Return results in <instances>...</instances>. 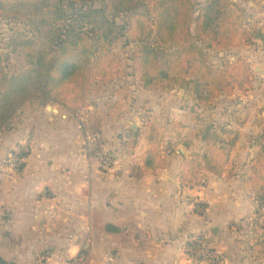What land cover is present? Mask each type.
<instances>
[{"label": "crops", "instance_id": "crops-1", "mask_svg": "<svg viewBox=\"0 0 264 264\" xmlns=\"http://www.w3.org/2000/svg\"><path fill=\"white\" fill-rule=\"evenodd\" d=\"M256 11L264 31V2ZM248 54L264 71V53ZM51 106L32 121L20 109L14 126L0 130V259L6 264H207L194 262L185 244L210 230L223 264H264V243L250 250L243 234L251 229L264 235L251 222L256 215L243 179L224 180L225 171L187 176L188 159L180 156L148 173L143 161L132 162L144 158L149 140L141 137L133 154L125 155L114 142L115 118H101L116 160L103 174L86 157L88 134L78 119ZM31 133L24 167L7 164ZM197 203L208 206L207 217L195 212Z\"/></svg>", "mask_w": 264, "mask_h": 264}, {"label": "rangeland", "instance_id": "rangeland-1", "mask_svg": "<svg viewBox=\"0 0 264 264\" xmlns=\"http://www.w3.org/2000/svg\"><path fill=\"white\" fill-rule=\"evenodd\" d=\"M231 2L235 3V15L244 17V21L238 20L240 27L244 24L243 30L251 28L259 32V35L249 43L245 32L238 27V35L223 34L219 36V41L212 42L211 48L204 47L211 56L213 65L225 70L226 77L221 79L225 84L224 87H217L212 93L203 90L199 97L195 93L194 82L189 83V81L177 77L175 80L172 79L159 85L157 89L146 88L143 85L141 73V56L144 43L149 42L154 47L161 48L163 52H172L175 50V46L159 44L157 18H155L154 13L143 18L139 16L143 11L116 14L111 10L109 1L102 0L98 1L95 7L105 9L106 15L122 28V36L113 42V46H109V52H97L91 56L83 69L82 76L63 90L67 97L82 96L87 102V107L74 114L65 107L52 103L47 98L42 84L47 82L51 85L52 79H58L61 76L60 53L58 51L52 52L48 59L52 68L50 75H45L44 81L33 82L27 95L16 99L20 100L18 103L13 101L12 112L4 119L2 131L9 130L22 115H28V121H32L30 118L34 115L37 117L40 113L45 115L46 106L52 105L57 106V109L62 111V115L71 113L72 118L78 119L81 130L88 134V138L99 135L105 143H109L111 139L102 135L101 118H115L116 121L112 127L113 136H115L114 142L120 146L125 155H132L140 138L145 136L149 140L148 151L157 153L156 162L163 168L168 167L170 160L177 156L184 160L188 159L186 174L190 177L200 175L203 172L200 170L206 169L202 164L198 171V164L192 162L195 154H203L209 149L202 141L205 136L203 132L209 131L212 137L221 135V127L239 131L242 136L241 141L232 151L228 160H226V154L221 145L217 143L212 145L210 151L217 159L218 169L224 168L223 170L227 173H225L224 180L235 177L236 180L242 181L243 179L244 184H247V193L250 194L252 200L248 208L255 213L259 209L257 205L258 193L264 187V161H257L256 155L260 152V148L251 145L249 136L262 135L264 142V71L261 70L263 68L262 63L252 58L253 56L248 53L252 50L255 53H264V39L257 38L264 36V31L259 26L256 14V10L262 7L264 0H231ZM192 3L195 10H199L207 2L205 0H192ZM199 13V11L194 12L188 29V34L193 40L198 38L199 20L197 19ZM24 19L21 16L9 14V12L0 13V48L4 47L7 39L12 38L16 33L32 32ZM215 23L221 25L216 30L219 33H222L227 26L222 18L217 19ZM32 36H37V33H32L30 37ZM89 44L93 45L94 42ZM239 56L250 64L251 73L249 72V74L251 77L247 78L246 70L241 68L236 71L238 73L236 83L230 78V68L226 64L236 61ZM12 60L11 65H13L12 67L10 65V68H19L20 70L27 68L26 59L22 54H14ZM230 83L231 85H228ZM20 109L23 110L22 115H19ZM9 119L12 121L7 122ZM21 120L25 122L24 119ZM132 130L140 131V138L136 144H133ZM30 136L32 137L26 145L18 148L19 153L30 154V144H32L31 140L34 135L31 133ZM186 143L191 145L190 149L186 147ZM84 145L89 162L98 165L103 174L112 172L113 165L116 164V160L111 154L113 147L108 146V151H106L107 165L106 168H103L102 160L89 152L86 143ZM171 149L174 150L173 153H170ZM146 155L141 160H134L132 164H139L142 161L144 163ZM14 158L8 157L6 163L9 165L20 164L16 163ZM24 165L25 163L22 162L21 167ZM134 168L135 166L132 167L133 175L138 173ZM155 171L157 170L148 173ZM200 191L204 192V189L200 188ZM215 194L218 203H220V195L223 194L220 187ZM194 207L195 212L207 217L205 215L208 213L206 204L197 203ZM262 219L261 222V219L256 216L254 221L251 220L255 229L259 228L260 232L264 231L262 228L264 218ZM213 232L207 231L208 235H206L214 242L212 247H216ZM243 234L250 250H254L259 244H263V241L260 240L261 237L256 236L251 229H246ZM188 241H192V239H188L186 243Z\"/></svg>", "mask_w": 264, "mask_h": 264}, {"label": "trees", "instance_id": "trees-1", "mask_svg": "<svg viewBox=\"0 0 264 264\" xmlns=\"http://www.w3.org/2000/svg\"><path fill=\"white\" fill-rule=\"evenodd\" d=\"M98 1L102 0H0V13L9 12V14L21 16L25 18L26 25L32 29L31 33L18 32L12 38L9 37L5 46L0 48L2 49L0 50V130L4 127V119L12 112L13 101L25 97L33 82L44 81L45 75H50L52 68L48 59L52 52L60 53L61 76L58 79H52L51 85L47 82L42 84L47 98L74 114L87 107V102L82 96L67 97L63 90L82 76L83 69L91 56L97 52H109V46L122 36V28L106 15L105 9L95 7ZM108 1L111 10L116 14L143 11L139 14L140 18H143L154 13L157 18L159 44L175 46L174 51L163 52L161 48H156L149 42L144 43L141 73L142 82L146 88L157 89L159 85L180 77L189 83L194 82L195 93L200 97L203 90L212 93L215 88L225 86L221 79L226 77V72L213 65L206 48H211L212 42L219 41V36L223 34L238 35L237 29L240 27L238 20L244 21V17L235 15V3L231 0H205L207 3L199 10H195L192 0ZM195 11L200 12L197 19L199 20L197 40H193L188 34ZM219 18L227 24L222 33L216 31L221 27L220 24L215 23ZM243 25L240 27L242 30ZM243 31L249 43L259 35V32L251 28ZM32 33H37V36L30 37ZM90 42L94 44L90 45ZM16 53L22 54L26 59L25 70L10 68L13 55ZM226 65L230 68V78L233 82L237 83L236 71L241 68L246 70L247 78L251 77L250 64L241 56ZM220 132V136L212 137L209 131L203 132L205 136L202 141L209 149L203 154L194 155L192 162L198 164L196 165L198 171L203 164L206 169L200 171L216 175L223 174L224 168L218 169L217 159L211 153L210 147L216 143L221 145L228 160L242 136L239 131L226 127H221ZM132 133L133 144H136L140 138V131L132 130ZM249 139L251 145L260 148L256 157L257 161L263 162V136H249ZM186 147L190 149L191 145L186 143ZM173 151L171 149L170 153ZM28 156L29 154L21 152L16 157L20 161ZM156 160L157 153L148 151L144 162L146 172L162 167ZM19 165V169L23 168L22 163ZM188 182L189 179H184L183 185H189ZM258 196L259 209L255 211V215L258 219H262L264 218V188ZM262 228L264 229V225ZM262 237L264 243V235ZM191 239L193 242L189 241L186 244L185 252L194 262L223 264L220 256L217 259H209L198 254L205 244L203 240L207 239L206 234L192 236ZM207 241L212 245L210 239ZM0 264H6V262L0 259Z\"/></svg>", "mask_w": 264, "mask_h": 264}, {"label": "built area", "instance_id": "built-area-1", "mask_svg": "<svg viewBox=\"0 0 264 264\" xmlns=\"http://www.w3.org/2000/svg\"><path fill=\"white\" fill-rule=\"evenodd\" d=\"M86 144L88 147L89 152H91V154H93V156H96L97 158L102 160V164L104 165L103 168H106L107 165V160H106V155L108 151V145L107 143H105L102 138H100L99 135H95V137L93 138H88L86 140ZM19 153V150H16V152H14V154L11 155V158L15 157V162L16 163H22L23 159H21L20 161L17 159V155ZM15 166H18L17 164H15ZM209 238L207 237L205 241V244H203V247L198 251L199 255H202L203 257L209 258V259H217L219 257V255L217 254V252H214V247H212V245H210L208 243ZM193 242V239H192ZM208 243V244H207Z\"/></svg>", "mask_w": 264, "mask_h": 264}, {"label": "water", "instance_id": "water-1", "mask_svg": "<svg viewBox=\"0 0 264 264\" xmlns=\"http://www.w3.org/2000/svg\"><path fill=\"white\" fill-rule=\"evenodd\" d=\"M257 38H259V39H264V36H258Z\"/></svg>", "mask_w": 264, "mask_h": 264}]
</instances>
